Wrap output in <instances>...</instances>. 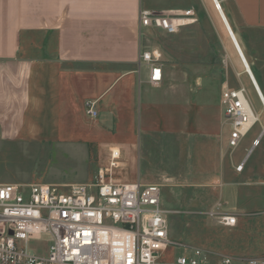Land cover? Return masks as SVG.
I'll list each match as a JSON object with an SVG mask.
<instances>
[{"label": "crops", "instance_id": "obj_1", "mask_svg": "<svg viewBox=\"0 0 264 264\" xmlns=\"http://www.w3.org/2000/svg\"><path fill=\"white\" fill-rule=\"evenodd\" d=\"M216 1L243 55L234 44L239 54L235 67H243L236 75L245 73L247 65L252 85L264 98V0ZM141 10L192 11L195 24L202 20L210 30L212 25L224 26L229 32L214 0H0L1 139L67 151L93 148L99 169L109 167L111 150L118 149L121 156L113 172L119 182H142L141 155L148 135L190 139L199 134L213 143L219 133L213 108L221 105L225 86L240 87L229 83L232 70L219 92L213 91L205 73L200 74L203 65L197 51L190 50V40L187 72L179 69L185 60L178 51L172 64H165L161 46L148 42L152 32H163L143 27ZM144 50L162 53L163 79L158 86L150 83L149 68L140 64ZM229 51L235 56L232 41ZM88 102H96V118L87 115ZM222 136L215 143L213 163L205 166L225 172L222 196L230 207L224 209L226 204L219 201L216 211L236 215L237 225L228 228L236 230L240 216L264 215V156L251 162L253 149L240 161L228 159L221 152ZM243 161L239 173L236 166ZM262 256L264 249L236 258Z\"/></svg>", "mask_w": 264, "mask_h": 264}, {"label": "built area", "instance_id": "obj_2", "mask_svg": "<svg viewBox=\"0 0 264 264\" xmlns=\"http://www.w3.org/2000/svg\"><path fill=\"white\" fill-rule=\"evenodd\" d=\"M140 22L143 27L174 35L197 19L192 11L141 10ZM140 64L149 68L150 83L158 86L163 79L162 53L144 50ZM253 85L264 111V98ZM221 105L230 128L227 146L234 151L260 122V114L254 112L243 86H225ZM86 111L96 118V102H88ZM263 137L264 128L249 153ZM120 156L118 149H112L109 167L99 169L92 182L66 185L64 191L51 184L0 181V264H264V256H221L173 243L169 217L175 212L163 205V186L140 180L119 182L113 171ZM244 165L245 161L238 164L236 171L241 173ZM207 216L227 228L238 222L236 215L216 210ZM33 241H47L48 245L43 251L34 249ZM169 247L181 249L182 254L165 262L162 255Z\"/></svg>", "mask_w": 264, "mask_h": 264}, {"label": "rangeland", "instance_id": "obj_3", "mask_svg": "<svg viewBox=\"0 0 264 264\" xmlns=\"http://www.w3.org/2000/svg\"><path fill=\"white\" fill-rule=\"evenodd\" d=\"M187 28H191V31L186 35L182 34ZM228 34L224 26L212 25L210 30L201 20L193 26L183 28L175 36L152 32L148 42L153 46H161L165 53V64H172V58L178 51L185 60L179 67L184 72L188 71V53L195 49L203 65L199 68L200 74L205 73L207 83L213 91L219 92L222 83L227 81L229 69L232 70L230 85L246 89L251 107L256 114H260V122L234 151L226 146L230 128L224 125V111L219 103L213 108L217 115V132L219 131L213 143H208L199 134L190 139L163 133L148 135L143 143L140 177L144 183L163 186L164 207L175 212L169 217L170 239L173 243L200 247L221 256L236 257L239 253L252 255L264 249V215L255 219L240 216L236 230L224 228L209 218L207 213L216 210L219 201L226 204V198L222 196V185L225 184L226 177L221 168L210 169L205 164L213 163L218 148L215 143L220 134L223 135V155L235 162L240 161L264 126V111L248 75L242 73L239 78L236 75L243 67L239 64L235 67L239 54L229 32ZM179 38L180 44L177 43ZM188 40L192 42L190 50ZM231 41L236 51L235 56L229 51ZM175 44L179 46L176 47ZM205 52L208 53L206 57L203 54ZM254 150L249 155L251 162L264 156V137ZM99 162L97 151L93 148L67 151L18 139H0V181L4 183L51 184L64 191L63 187L66 185L92 182L98 174ZM225 207L227 210L230 205L226 204L224 209ZM47 245V241L31 242L32 248L42 251ZM181 254V249L169 247L163 253L162 260L171 262Z\"/></svg>", "mask_w": 264, "mask_h": 264}, {"label": "water", "instance_id": "obj_4", "mask_svg": "<svg viewBox=\"0 0 264 264\" xmlns=\"http://www.w3.org/2000/svg\"><path fill=\"white\" fill-rule=\"evenodd\" d=\"M214 2L217 4V6H218V8H219V10H220V13H221V15H222V17H223V19H224V21H225L226 27L228 28V30H229V32H230V35H231V37H232V39H233V41H234V44L236 45V47H237V49H238L239 54H241V56L243 57V55H242V53H241V49H240V47H239V44H238V42H237V40H236V38H235V35H234V33H233L231 27L229 26V23L227 22V20H226L224 14H223V12H222L221 9H220V5H219V3H218L216 0H214ZM247 67H248V66H247ZM249 74H250V76H251V72H250V70H249ZM251 77H252V76H251Z\"/></svg>", "mask_w": 264, "mask_h": 264}, {"label": "bare ground", "instance_id": "obj_5", "mask_svg": "<svg viewBox=\"0 0 264 264\" xmlns=\"http://www.w3.org/2000/svg\"><path fill=\"white\" fill-rule=\"evenodd\" d=\"M244 70H245V73L250 76L248 69L246 68ZM252 82H253V80H252Z\"/></svg>", "mask_w": 264, "mask_h": 264}]
</instances>
